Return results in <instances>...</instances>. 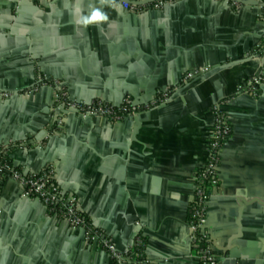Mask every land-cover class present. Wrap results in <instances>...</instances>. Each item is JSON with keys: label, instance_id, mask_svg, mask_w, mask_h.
<instances>
[{"label": "crops", "instance_id": "crops-1", "mask_svg": "<svg viewBox=\"0 0 264 264\" xmlns=\"http://www.w3.org/2000/svg\"><path fill=\"white\" fill-rule=\"evenodd\" d=\"M252 1L176 0L136 11L118 0H35L33 15L0 0V149L16 146L9 157L25 174L54 169L57 186L119 249L142 235L141 264H199L190 208L207 162L209 106L221 97L232 137L207 230L219 264H264V80L257 96L247 92L248 80L264 74V0ZM96 10L108 19L84 24ZM60 87L84 104L151 105L161 87L172 95L139 113L137 133L134 116L75 112L55 129ZM0 264L117 262L8 178L0 183Z\"/></svg>", "mask_w": 264, "mask_h": 264}, {"label": "built area", "instance_id": "built-area-1", "mask_svg": "<svg viewBox=\"0 0 264 264\" xmlns=\"http://www.w3.org/2000/svg\"><path fill=\"white\" fill-rule=\"evenodd\" d=\"M123 2L126 7L132 10H142L143 8L160 9L167 3L176 0H159L152 3L139 4L135 0ZM235 5H239L238 0H234ZM264 8V6H263ZM260 52H264V40L259 44ZM195 74L188 73L183 82L192 79ZM264 80V74L251 77L247 82V92L257 96L261 91V84ZM44 81V80H43ZM45 85H51L46 80ZM52 85H55V83ZM57 94L55 105V129L62 124L63 114L66 112H75L85 117L106 118L114 122L121 121L128 116H135L142 111L151 109L169 100L172 91L161 93L158 99L151 105H136L131 98H126L120 107L113 104L96 101L92 104H84L70 101L66 92L60 87ZM225 101H220L213 109V125L210 139L207 142V162L195 176V191L193 203L190 208V243L195 249L199 259V264H219L220 257L214 246L213 240L207 230L209 219V201L214 189L219 183V171L222 163V154L228 146L232 137V124L228 111L225 108ZM9 153L10 146L0 149V152ZM6 171L22 190L30 197L39 199L47 208L50 215L67 220L74 228L85 231L86 240L90 243L97 242L103 249L110 253L117 264H141L145 256V241L142 235H137L132 246L125 253H119L115 249L112 240L103 236L96 229L92 222L78 209L77 203L73 197L68 196L55 183V171L52 168L39 173L25 174L20 169L10 165L0 158V174Z\"/></svg>", "mask_w": 264, "mask_h": 264}, {"label": "water", "instance_id": "water-1", "mask_svg": "<svg viewBox=\"0 0 264 264\" xmlns=\"http://www.w3.org/2000/svg\"><path fill=\"white\" fill-rule=\"evenodd\" d=\"M12 1V9H15L17 12H22V11H28L29 13L33 14V15H36L37 13L40 12V9L38 8V6L35 5V0H11ZM29 1V2H28ZM118 1H122V2H129L131 3V1L129 0H118ZM156 1H159V0H146L144 1L143 4H146V3H152V2H156ZM240 3L244 4V5H258V1H252V0H238ZM25 3H31L30 6H26L27 4ZM177 3V2H176ZM175 4V2H169L167 3L164 8H166L167 6L169 5H173ZM261 17H264V9L261 8ZM259 40H258V43L261 41V39L263 38L264 36V28L263 30L260 32V35H259ZM257 43V44H258ZM193 74H196V71H192ZM195 76V75H194ZM196 84L197 82H193V83H190L189 86L187 87V89H191V88H194L196 87ZM161 92H167V88H163L161 87L160 88ZM220 101H222V98L221 97H217L214 99V101L210 104L209 108L210 110L212 111L213 107L218 104ZM123 103V102H122ZM122 103H118V104H114L116 107H120L122 105ZM86 104L90 105L92 104V102H86ZM136 105H140L139 102H135ZM49 109H51L49 107ZM53 110V109H52ZM52 110L50 111V115H52ZM135 117V121L137 123L136 127H135V132L134 133H137L138 129L140 128L141 126V114H137L134 116ZM29 197V196H28ZM82 230V229H81ZM84 235H85V231L82 230ZM133 240L134 238L130 241V243L124 248V249H119L116 245H115V249L117 252L119 253H125L126 251H128V249L132 246L133 244Z\"/></svg>", "mask_w": 264, "mask_h": 264}, {"label": "trees", "instance_id": "trees-1", "mask_svg": "<svg viewBox=\"0 0 264 264\" xmlns=\"http://www.w3.org/2000/svg\"><path fill=\"white\" fill-rule=\"evenodd\" d=\"M16 146H11L10 145V151L14 149ZM0 158L4 160L5 162L7 161L10 165H12V162L9 157V153L0 152ZM10 177L9 173L4 171L3 173L0 174V183H4L8 178Z\"/></svg>", "mask_w": 264, "mask_h": 264}, {"label": "clouds", "instance_id": "clouds-1", "mask_svg": "<svg viewBox=\"0 0 264 264\" xmlns=\"http://www.w3.org/2000/svg\"><path fill=\"white\" fill-rule=\"evenodd\" d=\"M108 17L106 14L100 12L99 10H96L93 12L92 16L90 19H85L83 21L84 24H91V23H94L96 21H100V20H107Z\"/></svg>", "mask_w": 264, "mask_h": 264}]
</instances>
